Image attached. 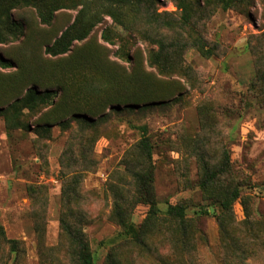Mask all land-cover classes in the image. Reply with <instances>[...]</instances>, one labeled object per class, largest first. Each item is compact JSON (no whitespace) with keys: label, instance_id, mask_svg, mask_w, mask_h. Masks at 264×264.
Instances as JSON below:
<instances>
[{"label":"rangeland","instance_id":"1","mask_svg":"<svg viewBox=\"0 0 264 264\" xmlns=\"http://www.w3.org/2000/svg\"><path fill=\"white\" fill-rule=\"evenodd\" d=\"M10 13L23 32L0 43V264H78V240L95 264H264V0ZM75 21L87 36L45 54ZM149 166L155 215L136 197Z\"/></svg>","mask_w":264,"mask_h":264},{"label":"trees","instance_id":"2","mask_svg":"<svg viewBox=\"0 0 264 264\" xmlns=\"http://www.w3.org/2000/svg\"><path fill=\"white\" fill-rule=\"evenodd\" d=\"M26 0H0V43L6 42L8 39L16 40L21 36L23 32V26L20 22H17L13 19L10 11L18 6V3ZM42 22H48V14H45L41 11L38 13ZM78 21L74 22L71 26L65 29L60 36L50 45H46L44 48V53L50 56H59L67 53L70 50V47L75 41H82L88 34L90 28H81L78 25ZM0 65L4 68L11 67V63L0 56ZM49 92H45L44 95H48ZM31 100L34 97L32 91H29V96ZM143 149L146 152V156L149 157L150 147L146 140L141 142ZM214 175V174H213ZM212 177V176H211ZM137 181V201L148 206V214L155 215L156 206L155 201L153 200L151 193V183L153 179L151 166L145 169L142 173H136L135 175ZM238 197L237 189H233L230 193L229 198L223 201H215L217 210L220 212L227 211L233 201ZM198 214H208V210H200ZM166 214L171 218L177 219L180 222H183L185 211L182 206L179 205H170ZM133 229V226L126 227V234L131 235L136 241H139V232ZM10 243L11 249L15 247L16 240H8ZM77 246V262L78 264H95L92 259L88 247L85 242L78 240L76 242ZM241 264V262H239Z\"/></svg>","mask_w":264,"mask_h":264}]
</instances>
